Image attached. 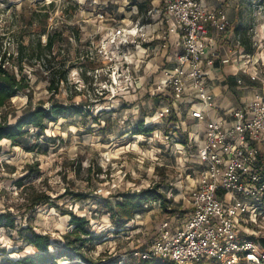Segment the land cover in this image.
<instances>
[{
  "label": "rangeland",
  "instance_id": "374dc122",
  "mask_svg": "<svg viewBox=\"0 0 264 264\" xmlns=\"http://www.w3.org/2000/svg\"><path fill=\"white\" fill-rule=\"evenodd\" d=\"M233 2L239 4L231 9L233 30L238 25L247 28L256 50L255 58L245 60L242 82L235 80L231 91L234 98L239 94L252 97L264 93V7L260 0ZM158 5L157 0H0V55L10 57L6 63L10 70L19 77L27 75L31 82L30 89L19 92L3 109L9 120L15 121L28 106L30 96L34 106H50L56 100L81 104L89 112L87 119L72 115L51 122L46 139L40 137L41 146L32 151L12 145L8 139L1 141L0 212L10 210L19 226L31 223L38 232L50 233L53 241L60 243L73 229L71 217L63 209L87 216L91 231L100 239L86 250L100 264H138L144 259L138 252L160 238L164 222H173V229L188 215L194 150L182 146L185 143L178 137L192 130L193 120L182 107L180 119L173 123L179 128L168 131L173 121L159 117L164 95L154 91L164 68L169 67L166 58L178 45H171L163 23L159 38L144 41L152 46L139 65L131 64L127 69L123 52L115 49L109 37L113 29L132 27L139 17L144 20L148 16L147 20L156 23ZM49 38L53 40L51 49L46 47ZM134 45L129 50L137 60L144 52ZM159 50L168 51L163 54ZM154 57L156 60L149 63ZM230 64L221 72L223 77L231 74ZM64 70L66 80L59 78ZM141 120L153 127L150 135L130 132ZM35 137H30L32 143ZM30 164L38 165L32 171ZM155 184H162L167 191L169 210L153 202L119 231L99 201H114L118 191ZM70 190L89 193L90 197L76 199ZM41 192L49 194L52 201L31 207ZM251 228L259 237L264 236V215ZM35 252L17 230L0 226V264H25L20 260ZM57 264L82 262L63 258ZM149 264L167 262L152 258Z\"/></svg>",
  "mask_w": 264,
  "mask_h": 264
},
{
  "label": "built area",
  "instance_id": "2783aa9c",
  "mask_svg": "<svg viewBox=\"0 0 264 264\" xmlns=\"http://www.w3.org/2000/svg\"><path fill=\"white\" fill-rule=\"evenodd\" d=\"M157 1V18L166 23L165 34L175 35L182 48L154 88L164 95L159 117L169 122L176 117L177 121L185 107L186 117L193 120L192 130L187 139L178 138L185 143L182 146L194 150V169L187 219L173 229L171 221L164 222L160 238L138 254L168 264H264L259 240L264 236L251 228L264 215V93L238 107H219L210 79L211 69L222 57L213 50L212 37L231 29L226 11L234 0ZM147 19L110 32V41L123 52L127 69L139 65L147 52L142 50L136 60L129 50L133 44L140 48L148 42L152 22ZM235 55L237 75L246 72L245 60L255 54L236 50ZM221 59L231 61L230 57ZM253 62L259 65L258 60ZM174 121L169 129L176 131L179 125Z\"/></svg>",
  "mask_w": 264,
  "mask_h": 264
},
{
  "label": "trees",
  "instance_id": "16d2710c",
  "mask_svg": "<svg viewBox=\"0 0 264 264\" xmlns=\"http://www.w3.org/2000/svg\"><path fill=\"white\" fill-rule=\"evenodd\" d=\"M260 4L264 7V0H260ZM139 6H142L139 4ZM239 35L240 44L249 53H254L256 47L248 36L247 28L238 25L235 28ZM53 46L52 38L48 39L46 47L51 49ZM10 57L5 54L0 55V155L3 150L1 141L3 139L11 140L12 145H21L25 149L32 151L41 146L38 139L45 137L46 130L51 122L58 121L61 117H69L76 115L81 119H87L89 112L84 109L81 104H66L64 102L53 100L50 106H44L42 103L33 105L31 96L29 104L23 109L22 113L16 115L14 122L8 118V114L3 112V109L11 104V99L16 98L19 92L26 91L31 88L30 79L25 74L20 77L6 65ZM19 65H22L19 63ZM61 79H67V71L60 73ZM58 78V79H59ZM58 83V82H57ZM53 86H50L52 90ZM98 119V118H97ZM176 120V117L171 118ZM34 129V132L31 130ZM153 127L145 126L143 120L134 125L130 132L133 134L150 135ZM170 131V129H168ZM35 135L36 142L32 143L30 137ZM187 134L183 136L187 139ZM49 139V138H47ZM38 164H30L29 169L35 170ZM37 169V168H36ZM72 197L76 199H88L89 193L69 191ZM116 199L113 201L109 198L100 200L99 203L107 208L110 219L115 227L120 231L131 220L135 219L136 215L144 211L147 205H152L153 202H160L163 209L169 210L168 204L170 200L167 198V191L162 188V184H155L150 188L141 190H124L116 193ZM52 201V197L46 192L37 193L31 202V207L41 204H47ZM58 207V205H57ZM65 214L70 215V224L73 229L64 235L62 243L53 241L50 233H40L31 223L19 226L17 224V216L10 210L0 212V226L8 229L17 230L19 237L36 248V252L32 255H27L20 260V263L25 264H57L61 259H78L82 264H100L99 259H95L87 252V247L93 244L95 240L100 239L91 231L90 219L87 216H81L73 210L63 209ZM264 246V238H259ZM152 259V258H151ZM151 259H142L138 264H149ZM168 264V263H167Z\"/></svg>",
  "mask_w": 264,
  "mask_h": 264
},
{
  "label": "crops",
  "instance_id": "0c3cea01",
  "mask_svg": "<svg viewBox=\"0 0 264 264\" xmlns=\"http://www.w3.org/2000/svg\"><path fill=\"white\" fill-rule=\"evenodd\" d=\"M215 0H211V2H214ZM236 7H239V4L234 3L233 6H230L227 8L226 11V15L229 17V19H231V17L233 18V13L231 9H234ZM137 20H143L142 17L137 18ZM159 20V18L156 19V23H152V25L150 27H148V32L150 33L149 37H148V41L153 40L154 38H159V33H161L162 31L160 29H162V22L157 21ZM232 21V19H231ZM152 27V28H151ZM159 29V30H157ZM236 30H233V26L232 28L225 34H222L220 36L214 35L212 37L213 39V50H218L219 54H221V58H225V57H230L231 61L228 63H224L222 61L221 58H218L215 66L211 69V74H210V79H211V85L213 87V90L215 92L216 95V102L218 104L219 107H238L241 104H243L246 100L252 98L250 96H246V95H242L239 94L237 98H234V94L231 91L233 86V82L236 80V82H238V79L243 78V72H240V74L237 75V69L238 66V62L234 63V65L231 63L232 60L237 61L236 59V55L235 52L236 50H244L245 48L242 46L240 47V41H239V35L237 34ZM170 42L171 45H174V43H176V45H178V47H176L175 50H172V53L168 55V59L166 58V61L168 63V66H171L174 62V58L176 56V54L178 53L179 50H182L181 46L178 43V38L176 36H170ZM239 43V44H238ZM232 44V46L230 45ZM241 45V44H240ZM152 45H144L142 47H140V50H145V51H149L150 47ZM166 51L168 50H159L160 53L163 52L167 53ZM255 54V53H254ZM154 60H156V57H154V59H151L149 61V63H153ZM161 60V58H160ZM232 65H231V64ZM226 64H230L233 70L231 71V74L227 75V77H223V75L221 74L222 71L225 70V68H227ZM151 65V64H150ZM219 82V83H217ZM236 87V86H235ZM229 88V89H228ZM226 94V95H224Z\"/></svg>",
  "mask_w": 264,
  "mask_h": 264
}]
</instances>
